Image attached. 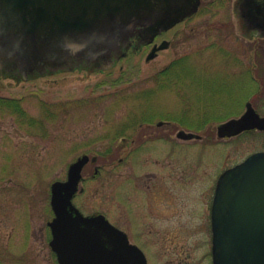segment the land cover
<instances>
[{"label":"rangeland","instance_id":"374dc122","mask_svg":"<svg viewBox=\"0 0 264 264\" xmlns=\"http://www.w3.org/2000/svg\"><path fill=\"white\" fill-rule=\"evenodd\" d=\"M242 23L237 0H202L189 19L151 41L157 53L149 59L152 43L104 68L70 64L27 78L0 71V96L17 98L20 106L0 105V264H56L46 228L50 184L64 180L82 154L97 156L83 168L82 190L73 199L83 213L101 212L122 224L140 218L143 231L165 228L174 243L167 239L155 249L151 264H211L209 208L217 179L264 150V131L216 135L218 123L253 100L252 80L231 59L251 41ZM162 40L169 46L159 48ZM180 57L186 59L178 69L172 61ZM197 119L208 121L196 126ZM180 127L202 138L179 139ZM95 164L102 167L93 178ZM182 217L194 220L185 224ZM157 222L164 224L152 225Z\"/></svg>","mask_w":264,"mask_h":264},{"label":"water","instance_id":"95a60500","mask_svg":"<svg viewBox=\"0 0 264 264\" xmlns=\"http://www.w3.org/2000/svg\"><path fill=\"white\" fill-rule=\"evenodd\" d=\"M201 0H0V71L22 75L81 62L110 64L130 37L151 39L195 13ZM245 27L264 32V0H237ZM153 54H150L151 57ZM264 129L248 103L238 118L216 126L218 137ZM177 137L199 134L180 129ZM71 162L64 180L50 185L49 245L59 264H145L139 248L97 212L72 202L88 161ZM212 263L264 264V151L218 177L211 205Z\"/></svg>","mask_w":264,"mask_h":264},{"label":"flooded vegetation","instance_id":"af4514ba","mask_svg":"<svg viewBox=\"0 0 264 264\" xmlns=\"http://www.w3.org/2000/svg\"><path fill=\"white\" fill-rule=\"evenodd\" d=\"M190 17H188V18H186L184 20H187ZM239 29H240L241 32L244 33V35L250 37L251 41L250 42H246V44L243 46L244 52H243V54H241V56L236 55L235 57H231V59L235 60L237 62L239 74L240 73L242 74L244 71H246V74H248V76L252 80L253 87H252V91L249 94V96L252 95L253 96V100H249L247 98L246 101L244 102V109L236 117L242 115L245 112V110L247 109V104L249 103L253 107V110L255 111V113H257L258 116L260 118H262V117H264V113L262 112L261 108L259 107V101H260V96H261L259 94H260V91H262L261 83L263 84L262 87H264V32H263V30H259L258 27L252 28V29H247L245 27L244 22L242 23L241 26L239 25ZM150 39H151V37H149V36L144 37V41H143L142 45L150 44L149 43ZM133 41L136 42L137 40L132 39L131 43H129L128 45H132ZM151 43L153 45L150 48V52L149 53L150 54L152 53V54L155 55L157 52L154 53L153 52V50H154L153 48L157 49V44H155L153 42H151ZM160 46L162 48L169 46V41L162 40L160 42ZM151 50H152V52H151ZM182 58L186 59L184 57H180V58H177L176 60L172 61V64L173 63L175 64L174 67H178V69H180L179 66H181V65L179 64L178 60H180ZM245 63H247V65ZM164 74L163 73H158L157 76L158 77L161 76L163 78ZM181 74H182L181 72L175 73L174 75L177 76V77H174V78L178 81L179 80V75H181ZM160 84H161L160 85L161 87H164V88L168 87V84L166 83V80H163V84H162V82ZM196 106L199 109H202L203 111L207 109L206 105L201 107V105L198 104ZM186 117L188 118L189 116H186ZM201 117H200V119H201ZM200 119H197L198 120V124L196 126H198L199 124L204 125L208 121V120L207 121L206 120L202 121ZM148 122L149 121H147L145 126L146 127H151L153 124L150 123V122L148 123ZM169 123H170V121H164V120H158L156 122L157 125H163V124H169ZM180 129H183V128H181V127L178 128V130H180ZM183 130H185V129H183ZM186 131H190V130H186ZM254 131L262 132V131H264V129H261V128H258V127H254V128L248 129V130H244V131H242L239 134L250 133V132H254ZM191 132H193V131H191ZM194 133H196V132H194ZM136 134H138V133H136ZM136 134H135V136L137 138ZM198 134L200 135V137H197V138H190V139H183V138H180V137H177V138L182 139V140L201 139L202 135L200 133H198ZM136 138L135 137L131 138L129 143L131 144L132 142H134L136 140ZM123 139L125 141H127L126 138H123ZM129 149L128 150L127 149L124 150V154L125 155H128ZM121 159L122 158H120V160ZM92 163H94V162H92ZM87 164H88V162L84 165V167ZM101 167H102L101 165L95 164L94 167H93V173H92L91 177L95 178L96 176H98L100 174V172H101ZM83 168H82V170H83ZM209 210H210V208H209ZM105 217H106L107 221L110 224H112L115 228H117L118 230H120V231H122L124 233L128 243L135 245L137 248H139L141 250V252L145 256V260H146L145 264H151L150 263V257L155 253V249H159L160 247L163 248L165 246L163 244L164 241H167V239H168V241H172L171 243H174V240L173 239L171 240V237H170L171 235L169 234L168 231H166L165 228H164V230L163 229H159V230H155V232H154L152 228H148L147 227V229L145 231H143L141 229V227H139V226L146 225V223L138 222V220L140 218H134V217L133 218H128V220H127L128 222L126 221V222H124L122 224L121 221H120L121 219H119V218L114 219V218H111V217H108V216H105ZM209 217H210V215H209ZM178 219H181L183 221V223L185 222V224H188L190 220L191 221L194 220L193 217H182V218H178ZM50 220H51V218H50ZM50 220H48L46 222V228H47V233H48V245H49V241L52 238L51 229H50V227L48 225V222ZM157 220L161 221L162 219H157ZM163 224H164V222L152 223V225H154V226L155 225H163ZM159 242H160V245H159V247H157ZM154 243H157V244H154ZM167 248H168V246H166V249ZM51 253L54 256L56 264H59L57 262L55 253L52 250H51Z\"/></svg>","mask_w":264,"mask_h":264},{"label":"trees","instance_id":"16d2710c","mask_svg":"<svg viewBox=\"0 0 264 264\" xmlns=\"http://www.w3.org/2000/svg\"><path fill=\"white\" fill-rule=\"evenodd\" d=\"M0 105L12 107L14 111H19V99L17 98H5L0 96Z\"/></svg>","mask_w":264,"mask_h":264}]
</instances>
